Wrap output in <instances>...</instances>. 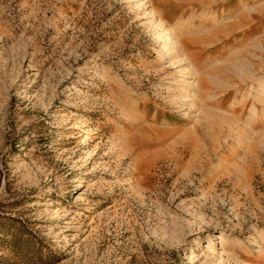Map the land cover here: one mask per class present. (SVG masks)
<instances>
[{"label":"rangeland","instance_id":"rangeland-1","mask_svg":"<svg viewBox=\"0 0 264 264\" xmlns=\"http://www.w3.org/2000/svg\"><path fill=\"white\" fill-rule=\"evenodd\" d=\"M263 84L264 0H0V264H264Z\"/></svg>","mask_w":264,"mask_h":264},{"label":"bare ground","instance_id":"bare-ground-1","mask_svg":"<svg viewBox=\"0 0 264 264\" xmlns=\"http://www.w3.org/2000/svg\"><path fill=\"white\" fill-rule=\"evenodd\" d=\"M176 30V29H175ZM176 32V31H175ZM252 76V75H251ZM260 81L262 80V79H259ZM259 80L257 81H253V84H251V86H252V89H254L258 84H259ZM264 85V84H263ZM261 86H262V84H261ZM263 87V86H262ZM259 88V87H258ZM259 90H260V88H259ZM255 91V93H259V92H256V90H254ZM263 92V91H262ZM263 95L261 96L260 94V96H257L255 99H257V98H259V99H257V100H260V99H263V103H264V93H262ZM261 97V98H260ZM258 105V104H257ZM263 109H264V106H263ZM256 113V112H255Z\"/></svg>","mask_w":264,"mask_h":264}]
</instances>
